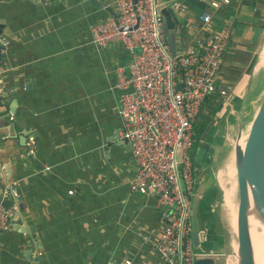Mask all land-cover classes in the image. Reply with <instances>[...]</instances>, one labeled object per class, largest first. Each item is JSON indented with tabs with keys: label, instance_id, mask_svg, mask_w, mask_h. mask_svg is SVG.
Returning a JSON list of instances; mask_svg holds the SVG:
<instances>
[{
	"label": "crops",
	"instance_id": "0c3cea01",
	"mask_svg": "<svg viewBox=\"0 0 264 264\" xmlns=\"http://www.w3.org/2000/svg\"><path fill=\"white\" fill-rule=\"evenodd\" d=\"M182 1L188 9L175 15L176 41L186 45L188 19L204 5ZM233 5L235 10L215 12L217 25L228 19L235 38L228 41L220 75L225 86L245 73L253 76L244 98L229 103L232 113L250 122L264 92L258 54L264 0ZM114 14L112 0H0V89L6 94L0 96V203L13 207L9 227L0 230V264H165L153 243L167 207L130 187L136 168L122 137L121 95L114 87L115 68L127 66L129 57L120 41L103 49L91 41L92 26ZM224 119L215 116L190 150L195 187L208 175L216 181L197 210V251L214 264H223L221 163L231 162V147L243 133L238 122L228 135ZM9 184L19 199L5 194Z\"/></svg>",
	"mask_w": 264,
	"mask_h": 264
},
{
	"label": "built area",
	"instance_id": "2783aa9c",
	"mask_svg": "<svg viewBox=\"0 0 264 264\" xmlns=\"http://www.w3.org/2000/svg\"><path fill=\"white\" fill-rule=\"evenodd\" d=\"M198 1L204 6L188 19L190 38L186 45L176 41L174 56L162 32L156 0H112L115 14L91 28L94 45L103 49L120 41L129 57L127 66L115 68L114 87L121 95L122 137L136 168L130 187L143 195L154 194L158 205L167 207L162 232L153 243L165 264H193L201 256L192 242L196 179L190 154L192 125L201 104L216 92L224 109L233 97L244 96L253 77L245 73L239 82L225 87L215 83L231 34L228 19L217 25L215 12L235 7L233 0ZM167 4L174 15L188 9L182 0ZM257 68L258 64L254 71ZM4 192L19 199L15 184ZM12 213V206L0 203V230L9 227Z\"/></svg>",
	"mask_w": 264,
	"mask_h": 264
},
{
	"label": "water",
	"instance_id": "95a60500",
	"mask_svg": "<svg viewBox=\"0 0 264 264\" xmlns=\"http://www.w3.org/2000/svg\"><path fill=\"white\" fill-rule=\"evenodd\" d=\"M156 2L162 20L163 35L166 43L169 46L172 56H174L179 23L166 1L156 0ZM1 49H3V46L0 43V50ZM0 96H6V94L2 93ZM263 120L264 92L251 116L248 127L244 133L243 142L239 145L235 167L239 214L241 211L245 216H253L256 221L257 228L261 230L264 235V196L258 181L262 167L259 165L256 169L255 165L256 149L260 141L259 129ZM8 170H10L9 167L6 170L7 173H9ZM8 177L10 179V173L8 174ZM10 182H12V179ZM215 185L216 181L213 176L208 175L198 182L192 194V242L196 250L200 248L202 240V232L200 231L197 218L198 206L206 190ZM239 243L241 246L242 241L239 240ZM245 254L249 257L247 250ZM193 264H214V260L208 255H201L200 257L196 258Z\"/></svg>",
	"mask_w": 264,
	"mask_h": 264
},
{
	"label": "rangeland",
	"instance_id": "374dc122",
	"mask_svg": "<svg viewBox=\"0 0 264 264\" xmlns=\"http://www.w3.org/2000/svg\"><path fill=\"white\" fill-rule=\"evenodd\" d=\"M260 52H261V49L259 50V53H258L259 55L261 54ZM260 56H259V58H260ZM261 70H263V71H262V73L260 71L259 74H260L261 77H264V64H263V67H262ZM262 82H264V81H262ZM255 85L256 84H253L251 89L248 90L250 95L252 94L253 90L256 89ZM240 98L243 99L244 96H242ZM260 98L261 97H259L255 101V103L258 104V101L260 100ZM228 105H225L226 107H224V109L222 110V112L219 113L218 116L220 117V115H222L223 118H225L224 120L227 121L228 129L226 130V132H227L228 135H232L233 133H235L236 130H237V125L240 124L238 122H241L240 127H241V129L243 131L242 136H241V141H242L243 138H244V133H245V131H246L247 127H248V124H249L248 121L246 122V119H248V117L245 118V119H241L240 120L241 113H239V111L238 112L237 111H235V112L233 111V113H232L230 111L231 107H230V105L229 106ZM223 106H224V103H222V107ZM229 112H231L232 116H228ZM249 118H250V116H249ZM223 124H225V123H223ZM236 142H234V144L231 147L232 156L230 158L231 159V163H232V165L234 167V175L232 177L231 176L229 177V175H226L227 174V172H226V165L227 164L223 161L221 163L222 164L221 165L222 166L221 169H222V173L224 174V180H223V182L220 183L221 184V188H218V194L220 196L217 198V205L220 208V215H221L220 217H221L222 222H223V233H224V249L221 252L222 253L223 264L224 263L227 264V262L228 261L230 262L231 260H234L236 262V264L239 263V259H238V255H237L238 251H240V248H239L240 247L239 237H238L237 232L234 230L235 228H234V226H233V224L231 222V220L233 218L232 215L234 217L239 218V204H238V193H237V185H236V167H235V162H236V158H237L236 147H237V145L239 143V140L236 141ZM234 180H235V185H234ZM232 185H234L235 187H232ZM228 189L232 191V209L228 208L225 205V202L223 201L224 200L223 199L224 198L223 195L225 194V191L228 190ZM234 232H235V234H234ZM231 244H233V245H231ZM236 245H237V249H236ZM233 247H234V249H233ZM248 255H249V253H248Z\"/></svg>",
	"mask_w": 264,
	"mask_h": 264
},
{
	"label": "bare ground",
	"instance_id": "6f19581e",
	"mask_svg": "<svg viewBox=\"0 0 264 264\" xmlns=\"http://www.w3.org/2000/svg\"><path fill=\"white\" fill-rule=\"evenodd\" d=\"M260 53H261L260 54L261 56L259 55L260 64H264V44L261 48ZM259 130H260V141L256 149L257 151H256L255 165H256V169L259 165L262 167V171L260 177L258 178V181L262 189V194L264 196V120L261 122ZM241 136L239 138V143L236 147V154L238 153L239 145L242 144L243 142V140L241 141ZM226 172H227L226 175H229V177L230 176L232 177L234 175V167L231 162L226 166ZM234 185H235V180H234ZM234 185H232V187H235ZM223 197L222 198L224 199L223 201L225 202V205L228 208L232 209V191L229 189L226 190ZM239 216L240 219L232 215L233 218L231 220L235 228L234 230L238 234L239 240L242 241L241 246L240 247L238 246L240 248V251L237 250L238 251L237 255L239 259L238 264H264V235L262 231L257 228V224L253 216L250 215L245 216L241 211ZM236 249H237V245H236ZM246 250L249 253V257L245 254ZM227 264H236V262L234 260H231L230 262L228 261Z\"/></svg>",
	"mask_w": 264,
	"mask_h": 264
},
{
	"label": "trees",
	"instance_id": "16d2710c",
	"mask_svg": "<svg viewBox=\"0 0 264 264\" xmlns=\"http://www.w3.org/2000/svg\"><path fill=\"white\" fill-rule=\"evenodd\" d=\"M166 1L168 2L169 0H166ZM230 38L232 40L235 39L232 31L230 34ZM224 62L225 61H223V63ZM221 67L222 65L219 67L216 73L215 83L220 85L221 87H225L226 83L224 82L226 81L220 75L222 73ZM222 110H223L222 96L216 92H212L208 94L206 98L204 99V101L202 102L200 111L192 125V133L194 137L193 145H195L196 142L201 138L205 129L210 125L214 117L218 116L219 113L222 112Z\"/></svg>",
	"mask_w": 264,
	"mask_h": 264
}]
</instances>
